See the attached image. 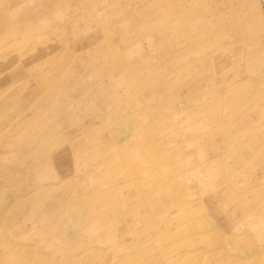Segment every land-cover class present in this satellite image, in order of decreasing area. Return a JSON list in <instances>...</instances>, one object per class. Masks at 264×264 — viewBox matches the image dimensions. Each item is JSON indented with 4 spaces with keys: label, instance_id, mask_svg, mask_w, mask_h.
<instances>
[{
    "label": "rangeland",
    "instance_id": "obj_1",
    "mask_svg": "<svg viewBox=\"0 0 264 264\" xmlns=\"http://www.w3.org/2000/svg\"><path fill=\"white\" fill-rule=\"evenodd\" d=\"M0 264H264L258 0H0Z\"/></svg>",
    "mask_w": 264,
    "mask_h": 264
},
{
    "label": "built area",
    "instance_id": "obj_2",
    "mask_svg": "<svg viewBox=\"0 0 264 264\" xmlns=\"http://www.w3.org/2000/svg\"><path fill=\"white\" fill-rule=\"evenodd\" d=\"M260 3L264 7V0H260Z\"/></svg>",
    "mask_w": 264,
    "mask_h": 264
},
{
    "label": "bare ground",
    "instance_id": "obj_3",
    "mask_svg": "<svg viewBox=\"0 0 264 264\" xmlns=\"http://www.w3.org/2000/svg\"><path fill=\"white\" fill-rule=\"evenodd\" d=\"M259 1V3H260V0H258Z\"/></svg>",
    "mask_w": 264,
    "mask_h": 264
}]
</instances>
